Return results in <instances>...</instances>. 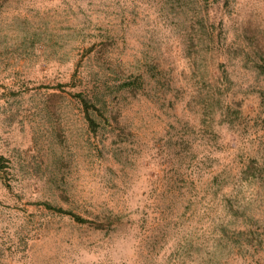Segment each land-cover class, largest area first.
<instances>
[{
    "label": "rangeland",
    "instance_id": "374dc122",
    "mask_svg": "<svg viewBox=\"0 0 264 264\" xmlns=\"http://www.w3.org/2000/svg\"><path fill=\"white\" fill-rule=\"evenodd\" d=\"M263 46L264 0H0V264H264Z\"/></svg>",
    "mask_w": 264,
    "mask_h": 264
},
{
    "label": "trees",
    "instance_id": "16d2710c",
    "mask_svg": "<svg viewBox=\"0 0 264 264\" xmlns=\"http://www.w3.org/2000/svg\"><path fill=\"white\" fill-rule=\"evenodd\" d=\"M257 51V56H254V63L256 65V69L259 70L260 73H264V46L263 48L261 47L260 50H256ZM225 80H222L221 84H225ZM76 97H78L84 107V111H85V117L88 120L90 126L92 127L93 130H97L98 129V122L96 119V114H98V112H102L101 108L98 106V104L96 102H94L92 99L84 96L81 93L75 94ZM209 97L208 101L210 99L212 100H216V103H218V109H223V105L221 104V101L218 99L219 97V93L218 91L214 92V94L212 93L211 96L210 94H207ZM98 101V100H97ZM100 101V100H99ZM208 101L203 102L206 104L205 110L208 112ZM213 106H216L215 102H212ZM207 107V108H206ZM213 113V112H210ZM231 112H227V117H230ZM231 120V122L233 123V119L229 118ZM5 160L4 156H0V163H3V161ZM259 173V167H257L254 163V161L250 162L249 165L247 166V168L244 171V174L246 175L247 178L249 177H257ZM0 177L2 178V174H0ZM45 205L50 208V209H55L57 211H59L60 213H64V214H69L71 215L74 219H76L77 221L81 222V223H87L90 222V220H88L87 218L82 217L81 215L75 213L73 210H69V209H64L62 207H56L53 206L50 203H45ZM106 223L108 225H112L113 223H115V219H112L111 217H104ZM98 227H103V224H97Z\"/></svg>",
    "mask_w": 264,
    "mask_h": 264
}]
</instances>
